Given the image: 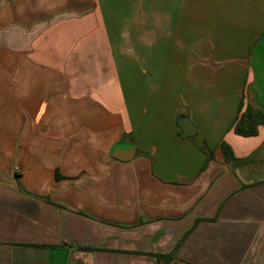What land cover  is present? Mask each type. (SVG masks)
<instances>
[{
	"label": "crops",
	"instance_id": "1",
	"mask_svg": "<svg viewBox=\"0 0 264 264\" xmlns=\"http://www.w3.org/2000/svg\"><path fill=\"white\" fill-rule=\"evenodd\" d=\"M246 104L264 0L0 2V264H264Z\"/></svg>",
	"mask_w": 264,
	"mask_h": 264
},
{
	"label": "trees",
	"instance_id": "2",
	"mask_svg": "<svg viewBox=\"0 0 264 264\" xmlns=\"http://www.w3.org/2000/svg\"><path fill=\"white\" fill-rule=\"evenodd\" d=\"M260 126L264 127V116L260 110L257 108L252 107L249 104H246L243 111L241 112L240 116L236 120L235 124L233 125V130L235 134L242 136V137H253L258 134V128ZM221 150L225 159V162L233 166V168H238L239 166L248 163L254 156L258 153L255 152L250 157L245 159H236L232 153L231 148L224 142L221 143ZM208 158H211V151L208 150ZM25 246H32V245H25ZM34 246V245H33ZM78 250L80 251H95L96 248L92 247H83L79 246ZM157 262L161 259L170 258L171 255H160L154 254L152 255Z\"/></svg>",
	"mask_w": 264,
	"mask_h": 264
},
{
	"label": "water",
	"instance_id": "3",
	"mask_svg": "<svg viewBox=\"0 0 264 264\" xmlns=\"http://www.w3.org/2000/svg\"><path fill=\"white\" fill-rule=\"evenodd\" d=\"M177 126L181 130L184 136H190L195 132L193 124L190 122L188 118L184 117V118L178 119ZM130 151L131 153H133V150H130ZM235 174L243 183H248V182H245V180L241 176L240 171L238 169H235Z\"/></svg>",
	"mask_w": 264,
	"mask_h": 264
},
{
	"label": "rangeland",
	"instance_id": "4",
	"mask_svg": "<svg viewBox=\"0 0 264 264\" xmlns=\"http://www.w3.org/2000/svg\"><path fill=\"white\" fill-rule=\"evenodd\" d=\"M9 0H0L1 3L8 2ZM254 159L257 161L256 164H252L249 170H255L254 173L262 176L264 175V152H259L254 156ZM242 167L239 166L237 169L240 171V168ZM241 174V173H240Z\"/></svg>",
	"mask_w": 264,
	"mask_h": 264
}]
</instances>
